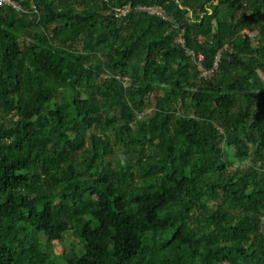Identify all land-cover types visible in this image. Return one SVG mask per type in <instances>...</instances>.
<instances>
[{
    "label": "trees",
    "instance_id": "trees-1",
    "mask_svg": "<svg viewBox=\"0 0 264 264\" xmlns=\"http://www.w3.org/2000/svg\"><path fill=\"white\" fill-rule=\"evenodd\" d=\"M18 2L0 264H264V0Z\"/></svg>",
    "mask_w": 264,
    "mask_h": 264
},
{
    "label": "rangeland",
    "instance_id": "rangeland-1",
    "mask_svg": "<svg viewBox=\"0 0 264 264\" xmlns=\"http://www.w3.org/2000/svg\"><path fill=\"white\" fill-rule=\"evenodd\" d=\"M153 8H155V6H153V7H148L147 9H149L150 11H152L153 10ZM156 8H158L159 9V7H156ZM142 9H143V7H142ZM154 11V10H153ZM161 10L159 9V11L158 12H160ZM126 12V10L125 9H123L122 10V13H125ZM244 32H249L247 29H244L243 30ZM31 39H29V38H27V41H30ZM154 107V100L151 98L149 101H148V106H147V108H146V112H148V111H150L152 108ZM245 163H235L233 166H231L229 169H230V171L231 170H233V168H235V167H240V168H245ZM64 246L65 245H56V251L58 252V253H60V252H62V250L64 249Z\"/></svg>",
    "mask_w": 264,
    "mask_h": 264
},
{
    "label": "built area",
    "instance_id": "built-area-1",
    "mask_svg": "<svg viewBox=\"0 0 264 264\" xmlns=\"http://www.w3.org/2000/svg\"><path fill=\"white\" fill-rule=\"evenodd\" d=\"M0 3H5V4H8V5H11L12 7H16V8H18L19 7V2H18V0H0ZM142 8V7H141ZM148 8V7H147ZM146 8V9H147ZM143 9H145L144 7H143ZM150 13H161V11L160 12H158L159 11V9L158 8H153V10L152 11H150L149 9H147ZM201 58H202V55L200 54V53H198V60H201Z\"/></svg>",
    "mask_w": 264,
    "mask_h": 264
}]
</instances>
